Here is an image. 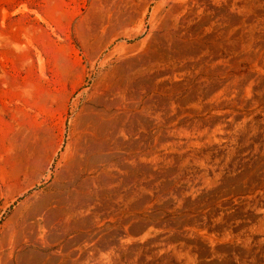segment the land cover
I'll use <instances>...</instances> for the list:
<instances>
[{
  "label": "rangeland",
  "instance_id": "obj_1",
  "mask_svg": "<svg viewBox=\"0 0 264 264\" xmlns=\"http://www.w3.org/2000/svg\"><path fill=\"white\" fill-rule=\"evenodd\" d=\"M223 34L262 62L246 61L241 72L231 68L227 76H254L264 93V0H0V264L10 253L14 264H110L116 251L86 241L100 228L128 236L123 255L130 248H157L159 257L170 258L165 264H245L233 254L243 248L248 213L239 174L245 162L264 158V130L241 142L209 139L179 148L170 124L146 123L149 117L163 121L154 107L183 93L182 123L213 115L205 106L223 101L217 84L224 79L207 80L196 64L200 55L190 50L216 45ZM164 36L180 54L174 61L160 55ZM179 69L178 76L171 74ZM111 99L109 122L99 134L129 142L133 157L128 170H118L114 161L106 169L98 187L109 191L105 219L82 206L90 199L84 188L71 198L74 204L67 200L61 212L41 221L42 239L21 238L14 221L57 195L84 122ZM260 102L253 110L264 121V94ZM196 149L210 153V163L185 157ZM258 200L255 191L253 202ZM186 230L200 243L179 252ZM217 231L224 236L214 247L228 248L211 252L203 244L210 245L208 236Z\"/></svg>",
  "mask_w": 264,
  "mask_h": 264
},
{
  "label": "bare ground",
  "instance_id": "obj_2",
  "mask_svg": "<svg viewBox=\"0 0 264 264\" xmlns=\"http://www.w3.org/2000/svg\"><path fill=\"white\" fill-rule=\"evenodd\" d=\"M223 17L226 18L227 16ZM220 25L222 26L221 23ZM220 39V43L206 49L203 46H195L194 49L190 50L192 54L200 55V61L195 63L199 72L206 75L207 80H211L215 75L224 79L217 84V89L223 96V101L213 103L212 100H209L205 106V112L214 110L213 115L208 118H198L182 123L179 116L185 113L184 105L188 98V93H183L170 96L164 103V107H154L156 116H158L160 111L164 114L163 121L159 122V124L155 123L153 117H149L146 121L148 127L155 124L159 127H164L170 124L174 135L178 137L176 143L179 148L189 147L190 143L203 145L209 139L219 143L224 142L225 144L241 142L250 139L252 136L257 138L258 133L264 130V121H260L256 117L257 112L253 110L254 107L261 104L260 98L264 94L257 83L258 78L245 75L244 73H233L227 76L231 68L241 72L246 61L256 65H260L262 62L255 54H244L239 44L231 45L227 43L224 34ZM170 41V37H162L160 55L174 61L177 58V54H180L170 49ZM178 68H180L179 65ZM181 69L172 71L171 74L178 76ZM195 74L193 73L194 76ZM190 79H192L191 76ZM189 82L188 80L187 83L182 82L179 85H173L171 89L173 92L179 91L186 87ZM194 89L205 93L202 85H196ZM206 94L209 96L207 92ZM114 101V99L104 101L105 106L92 110L90 117L84 122L85 125L74 145L76 158L64 175L62 182L58 184L57 195L53 198H48L42 204L33 206L29 212L23 213L14 221L13 229L21 238L32 239L37 237V239H42L39 236L41 221H48L49 217L55 212H61L67 200L71 205L74 204V200L71 198H77L84 188L88 190L90 199L88 203H83L82 206L84 208L85 206L93 207V212L100 213V217L105 219L104 216L110 203L109 191L106 188L100 189L98 187L102 184L106 169L114 161L118 170H128L131 167L130 159L133 157V145L128 144L129 142H124L122 138L116 137V134L112 135V133V137H109L110 140L105 141L104 138H101L103 134L101 136L99 134L106 127V123L109 122L107 119L111 115L110 110ZM238 107L242 109L237 112L234 109ZM167 108L168 110L172 108L173 113L169 114ZM222 108H226V111H222ZM218 113L222 114L215 116ZM187 116L190 118L194 117L193 111H188ZM185 136L187 137L185 138ZM204 152L197 149L191 152L188 150L186 156L183 155V157H192L198 161L205 162V164L210 163L211 154L207 153L205 155ZM95 173H99V176L93 175ZM240 173L241 180H243L245 185V191L248 193V213L242 233L243 248L234 250L236 253L233 254H239L245 264H264V248H260L261 244L264 243V158H254L245 162L243 171H240ZM255 191H258L260 195L261 200H258V203L253 202ZM259 213L263 215L261 218H259ZM190 232L188 230L184 232L186 237L179 252L183 251L184 246L185 250H187L191 244L200 243L195 233L190 236ZM115 233L113 229L100 228L86 235L88 243H92L94 246H107L112 251L117 252V255L110 260V264H165L170 259L166 256L159 257V253L156 251L157 248H130L127 250L126 255H123L121 248L125 242L129 241V238L125 234L115 236ZM222 233L217 231L209 235L210 245L204 243L203 246L211 252L225 251L228 248L227 246L214 247V244L221 239ZM255 244H260L258 249L254 248ZM133 250H138V252H133ZM97 263L102 264V260L100 259ZM7 264H14L13 253H10Z\"/></svg>",
  "mask_w": 264,
  "mask_h": 264
}]
</instances>
